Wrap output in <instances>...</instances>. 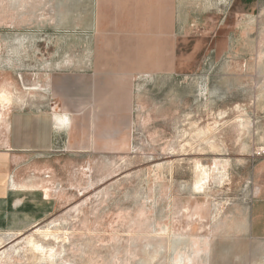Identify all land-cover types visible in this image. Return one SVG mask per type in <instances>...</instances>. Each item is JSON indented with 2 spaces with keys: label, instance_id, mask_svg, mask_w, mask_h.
<instances>
[{
  "label": "rangeland",
  "instance_id": "1",
  "mask_svg": "<svg viewBox=\"0 0 264 264\" xmlns=\"http://www.w3.org/2000/svg\"><path fill=\"white\" fill-rule=\"evenodd\" d=\"M110 69L129 111L67 117L104 139L17 157L55 207L0 264H264V0H0V149L24 98Z\"/></svg>",
  "mask_w": 264,
  "mask_h": 264
},
{
  "label": "crops",
  "instance_id": "2",
  "mask_svg": "<svg viewBox=\"0 0 264 264\" xmlns=\"http://www.w3.org/2000/svg\"><path fill=\"white\" fill-rule=\"evenodd\" d=\"M109 60L114 61H106L109 66L120 65L116 58ZM120 70L110 69L92 76L77 73L58 77L62 90L52 93L45 101L24 98L21 107L11 111L4 146L0 149V231L22 232L32 229L55 207V202L48 199L40 185L15 174L12 167L17 165L20 154L24 160L55 152L57 139L62 140L67 129L71 130L66 132L67 152L93 148L98 138H105L104 132L95 131H88L83 137L82 132H75L73 123L69 128L70 121L58 127L57 115H71L78 119L86 117L89 129L95 125V118L103 119L102 122L106 123L105 118L123 116L129 111V98L125 90L122 92L119 89L126 85L128 73ZM92 83L97 85L94 94L89 92ZM90 97L94 108L88 111ZM76 128L80 129L79 125ZM81 141L85 144L80 145ZM61 143L64 145L63 141ZM44 172L45 169H40V173L46 174ZM252 221L254 224L263 222L264 212H253Z\"/></svg>",
  "mask_w": 264,
  "mask_h": 264
},
{
  "label": "bare ground",
  "instance_id": "3",
  "mask_svg": "<svg viewBox=\"0 0 264 264\" xmlns=\"http://www.w3.org/2000/svg\"><path fill=\"white\" fill-rule=\"evenodd\" d=\"M0 99L2 100V101H6V102H9V99H8V97L5 95V94H2L1 96H0ZM56 118V124H57V126L58 127H61V125L63 124V123H66L67 121H68V119H67V116L66 115H64V116H62V117H60V116H56L55 117ZM209 178V177H208ZM197 185V186H196ZM195 186L196 187H199V188H201L202 186L200 185V183H197ZM37 231H40V232H42L40 229H36ZM43 233V232H42ZM55 233V232H54ZM54 235V234H53ZM33 238V237H32ZM29 242L33 245V248H34V250L35 251H37V252H40L41 254L44 252V248H43V246H41V243H40V245L39 244H36V243H34V242H32V241H30L29 240ZM57 243V242H56ZM64 244V243H63ZM44 245V244H43ZM32 247V246H31ZM46 248V247H45ZM45 250H47V249H45ZM54 251V250H53ZM38 254V253H37ZM36 256V255H35ZM53 256V254L50 252V254H48V258H51ZM37 258V257H36ZM52 260V259H51ZM177 264H181V262L180 261H177Z\"/></svg>",
  "mask_w": 264,
  "mask_h": 264
}]
</instances>
